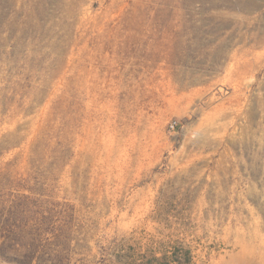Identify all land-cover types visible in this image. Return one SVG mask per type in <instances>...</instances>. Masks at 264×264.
Returning a JSON list of instances; mask_svg holds the SVG:
<instances>
[{
  "label": "rangeland",
  "instance_id": "374dc122",
  "mask_svg": "<svg viewBox=\"0 0 264 264\" xmlns=\"http://www.w3.org/2000/svg\"><path fill=\"white\" fill-rule=\"evenodd\" d=\"M0 264H264V0H0Z\"/></svg>",
  "mask_w": 264,
  "mask_h": 264
},
{
  "label": "built area",
  "instance_id": "2783aa9c",
  "mask_svg": "<svg viewBox=\"0 0 264 264\" xmlns=\"http://www.w3.org/2000/svg\"><path fill=\"white\" fill-rule=\"evenodd\" d=\"M176 125H177L176 123H172V124H171V128H172V129L176 128Z\"/></svg>",
  "mask_w": 264,
  "mask_h": 264
}]
</instances>
